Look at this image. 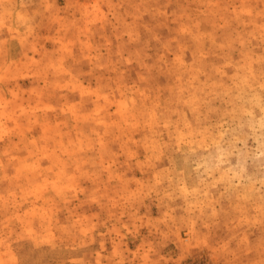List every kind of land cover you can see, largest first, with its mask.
<instances>
[{
  "label": "rangeland",
  "instance_id": "obj_1",
  "mask_svg": "<svg viewBox=\"0 0 264 264\" xmlns=\"http://www.w3.org/2000/svg\"><path fill=\"white\" fill-rule=\"evenodd\" d=\"M0 264H264V0H0Z\"/></svg>",
  "mask_w": 264,
  "mask_h": 264
}]
</instances>
